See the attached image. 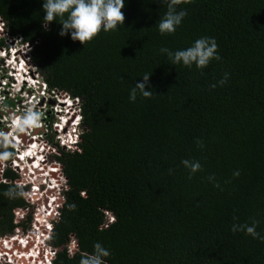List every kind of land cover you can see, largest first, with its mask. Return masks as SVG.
<instances>
[{"label":"trees","instance_id":"1","mask_svg":"<svg viewBox=\"0 0 264 264\" xmlns=\"http://www.w3.org/2000/svg\"><path fill=\"white\" fill-rule=\"evenodd\" d=\"M44 2L0 0V17L31 43L48 88L80 98L78 150L58 158L68 190L52 264H80L96 243L110 252L105 264H264V240L232 231L258 221L264 237V0H190L176 6L187 15L175 33L163 35L167 3L125 0L124 25L85 44L60 36L58 21L44 29ZM202 37L220 56L203 69L161 52ZM145 74L151 97L137 89L130 100ZM185 159L202 169L190 173ZM10 187L0 184V234L24 204L5 195Z\"/></svg>","mask_w":264,"mask_h":264},{"label":"built area","instance_id":"2","mask_svg":"<svg viewBox=\"0 0 264 264\" xmlns=\"http://www.w3.org/2000/svg\"><path fill=\"white\" fill-rule=\"evenodd\" d=\"M1 40L0 131L13 133L12 118L30 107L42 116L40 127L13 133L16 146L7 149L12 156L0 162V184L22 186L29 194L21 196L24 204L13 209V230L0 234V264H52L58 248L50 243L51 235L68 190L58 158L62 151L78 150L80 98L48 88L30 60L31 43L10 35L0 17ZM8 170L14 176L6 175ZM112 220L109 216L108 222ZM65 247L73 255L76 239L70 236Z\"/></svg>","mask_w":264,"mask_h":264},{"label":"clouds","instance_id":"3","mask_svg":"<svg viewBox=\"0 0 264 264\" xmlns=\"http://www.w3.org/2000/svg\"><path fill=\"white\" fill-rule=\"evenodd\" d=\"M167 3V11L158 22L160 33L172 34L175 33L177 27L181 24L182 19L187 15L185 11H176V6L182 3L190 2V0H162ZM125 7V0H45L43 9L46 15L43 17L42 26L48 30V25L58 21L61 25L60 36L71 33L73 41H80L85 44L97 36L101 30L110 31L117 28L118 25H124L125 14L122 9ZM65 14L67 17L65 18ZM218 45L214 38L202 37L197 39L192 46L170 51L168 48H162V53H167L173 65L182 63L186 67H191L193 64L199 69L205 68L212 59H220L217 53ZM151 74L143 76V82H138L131 91L130 100L135 101L137 89L144 97H151V90L148 89ZM227 74L220 83H225ZM42 114L35 111L33 108H28L21 116L13 117L11 127L13 133L20 134L28 132L31 129L40 127ZM13 133L0 131V148L5 149L0 152V162L8 160L12 153L7 149L14 144L15 137ZM183 165L194 174L202 169L199 161H191L185 159ZM235 175H239L237 171ZM19 188V190H17ZM5 195L9 198L19 196H28L22 189V186L10 187L6 190ZM259 222L253 221L252 225L234 224L232 231H246L247 234L254 238L264 240L256 231V226ZM69 255H72L70 251ZM110 252L102 247L100 243L94 245V252L82 256L80 264H105L104 257H108Z\"/></svg>","mask_w":264,"mask_h":264},{"label":"bare ground","instance_id":"4","mask_svg":"<svg viewBox=\"0 0 264 264\" xmlns=\"http://www.w3.org/2000/svg\"><path fill=\"white\" fill-rule=\"evenodd\" d=\"M19 69H21V67H19ZM21 76V75H20Z\"/></svg>","mask_w":264,"mask_h":264}]
</instances>
